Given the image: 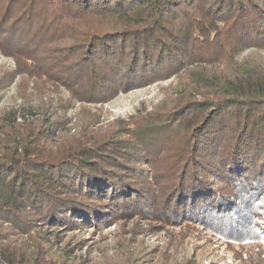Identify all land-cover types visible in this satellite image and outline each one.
<instances>
[{
    "label": "trees",
    "instance_id": "trees-1",
    "mask_svg": "<svg viewBox=\"0 0 264 264\" xmlns=\"http://www.w3.org/2000/svg\"><path fill=\"white\" fill-rule=\"evenodd\" d=\"M0 54V264L264 263V0H0ZM112 224L87 260L73 233Z\"/></svg>",
    "mask_w": 264,
    "mask_h": 264
},
{
    "label": "rangeland",
    "instance_id": "rangeland-1",
    "mask_svg": "<svg viewBox=\"0 0 264 264\" xmlns=\"http://www.w3.org/2000/svg\"><path fill=\"white\" fill-rule=\"evenodd\" d=\"M13 67L14 63L12 59L4 57L2 54H0V71L8 68L11 69ZM162 84H166V82ZM157 87L158 84H154L146 88L130 91L128 93H119L113 100L101 106L73 101V107L66 112L65 116L66 118L71 119V123H74L77 119V112H79L81 107L88 108L93 111L95 110V108L100 107L101 120H111L116 117L127 118L128 116L135 114L136 109L140 107L142 102L147 107V110H151L152 105H155L161 100L162 96L160 95ZM15 93L16 88L14 83L9 88L3 91L1 106H15L19 104V100L16 99ZM60 98H68V94L65 90H62ZM62 232L65 238L64 240H67L73 234H75V238L84 240L86 248L83 249V252L86 251V255L88 256L87 260L93 259L97 261L98 259H100L101 254L99 249L102 251L107 250L108 254H112L115 252V235L117 232V226L115 224L108 225L103 228L88 227L73 234H71V232ZM157 235H150L148 238H146L149 239V242L151 244H160V240L163 237V232H158ZM207 236L212 239V236L210 234H208ZM213 246L216 249V252L215 255H213V259L210 261L214 262L215 264H243L241 260L235 258L234 250H230L220 239L215 238L213 240ZM233 248L236 251L239 250V247H237L236 245H233ZM184 257L185 259L187 257V260L190 259L191 252L189 251V253L185 256L184 254L178 255L176 257V260L174 261V264H184Z\"/></svg>",
    "mask_w": 264,
    "mask_h": 264
}]
</instances>
